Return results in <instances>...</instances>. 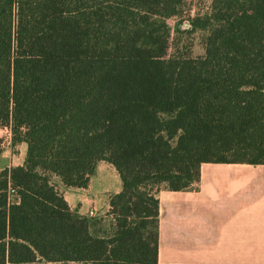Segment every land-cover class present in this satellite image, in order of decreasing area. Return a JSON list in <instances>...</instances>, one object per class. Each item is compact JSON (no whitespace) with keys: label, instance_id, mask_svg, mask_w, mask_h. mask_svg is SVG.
<instances>
[{"label":"trees","instance_id":"16d2710c","mask_svg":"<svg viewBox=\"0 0 264 264\" xmlns=\"http://www.w3.org/2000/svg\"><path fill=\"white\" fill-rule=\"evenodd\" d=\"M192 2L0 0V130L27 144L0 170V264H159L162 188L264 164V0H212L205 53L168 56ZM100 161L122 181L105 234L53 182L87 188Z\"/></svg>","mask_w":264,"mask_h":264},{"label":"crops","instance_id":"0c3cea01","mask_svg":"<svg viewBox=\"0 0 264 264\" xmlns=\"http://www.w3.org/2000/svg\"><path fill=\"white\" fill-rule=\"evenodd\" d=\"M19 145L22 161L2 155L0 170L24 164L27 144ZM53 182L72 209L98 220L97 232L111 228L110 198L122 189L114 165L100 161L87 188L67 187L57 176ZM157 197L159 264H264V164L204 163L197 189L162 188Z\"/></svg>","mask_w":264,"mask_h":264},{"label":"rangeland","instance_id":"374dc122","mask_svg":"<svg viewBox=\"0 0 264 264\" xmlns=\"http://www.w3.org/2000/svg\"><path fill=\"white\" fill-rule=\"evenodd\" d=\"M212 0H193L192 10L188 9L178 17L169 19L172 28V37L168 49V56L184 54L187 56L198 57L205 53L203 37L204 31H191V18L198 13L207 11L211 6ZM0 138L4 146L2 147L3 158L7 163H18L22 161V149L10 140L6 134V129L0 130ZM1 155V156H2ZM59 178V177H58ZM61 180V179H60ZM41 264H75V262H42Z\"/></svg>","mask_w":264,"mask_h":264},{"label":"built area","instance_id":"2783aa9c","mask_svg":"<svg viewBox=\"0 0 264 264\" xmlns=\"http://www.w3.org/2000/svg\"><path fill=\"white\" fill-rule=\"evenodd\" d=\"M2 129H6V134L9 136V139L12 140L13 139V133H12L11 127L6 126V127L2 128ZM1 146L2 147L4 146V144L2 142H1ZM95 215H96L95 210H91L90 211V216H95Z\"/></svg>","mask_w":264,"mask_h":264}]
</instances>
